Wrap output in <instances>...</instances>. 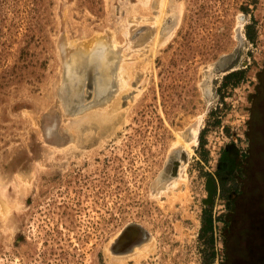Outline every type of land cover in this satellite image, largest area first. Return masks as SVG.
<instances>
[{
  "label": "rangeland",
  "instance_id": "obj_1",
  "mask_svg": "<svg viewBox=\"0 0 264 264\" xmlns=\"http://www.w3.org/2000/svg\"><path fill=\"white\" fill-rule=\"evenodd\" d=\"M263 65L264 0H0V264L208 261ZM245 188L208 264L264 260V138Z\"/></svg>",
  "mask_w": 264,
  "mask_h": 264
},
{
  "label": "trees",
  "instance_id": "obj_2",
  "mask_svg": "<svg viewBox=\"0 0 264 264\" xmlns=\"http://www.w3.org/2000/svg\"><path fill=\"white\" fill-rule=\"evenodd\" d=\"M237 74H241V72L230 73L225 76L223 80L226 81L230 77L236 76ZM256 77L259 81V87L257 89V93L250 96V98H254L255 101L252 103L254 105L252 106V109H250V116L246 122L247 129L243 133L245 138V149L241 151L233 144L224 146L218 157L216 170L214 171V176L212 177V180L215 183V192L213 197L217 194L218 198L223 200L224 205L229 211L225 215L213 217L212 204L207 207H203L201 210L198 238L199 240L205 241L208 250L206 255V259H208V261H205L203 264H208L214 254L212 246L213 223L221 220V222L226 223L227 226L231 225L232 220L227 218L230 214L233 215V213L236 212L239 198L244 197L246 193L245 185L249 178L251 155L254 152L256 143H258L260 139L264 138V65L262 70L256 74ZM255 102L257 103V108L255 107ZM258 107H262L261 112L258 111ZM202 137L203 135L201 131L198 137L199 143L202 142ZM258 261V264H264L263 259L260 258ZM224 263L227 264L226 256L224 258V262H220V264ZM244 264L246 263L244 262Z\"/></svg>",
  "mask_w": 264,
  "mask_h": 264
},
{
  "label": "water",
  "instance_id": "obj_3",
  "mask_svg": "<svg viewBox=\"0 0 264 264\" xmlns=\"http://www.w3.org/2000/svg\"><path fill=\"white\" fill-rule=\"evenodd\" d=\"M205 198L201 200L204 206H209L215 192V183L211 177H207L204 181Z\"/></svg>",
  "mask_w": 264,
  "mask_h": 264
},
{
  "label": "bare ground",
  "instance_id": "obj_4",
  "mask_svg": "<svg viewBox=\"0 0 264 264\" xmlns=\"http://www.w3.org/2000/svg\"><path fill=\"white\" fill-rule=\"evenodd\" d=\"M92 114H94V113H92ZM97 114V113H96ZM95 114V115H96ZM91 117V119H92V116H90ZM90 119V118H89ZM89 122V121H88ZM194 129V128H193ZM193 129H191L190 131H192ZM193 132H194V134L196 133V130H193ZM192 142V141H191ZM131 234V233H130ZM129 235V234H128ZM129 237V236H128ZM131 237V236H130ZM125 238H126V236H125ZM128 239H130V238H128ZM119 246H121V245H119Z\"/></svg>",
  "mask_w": 264,
  "mask_h": 264
}]
</instances>
